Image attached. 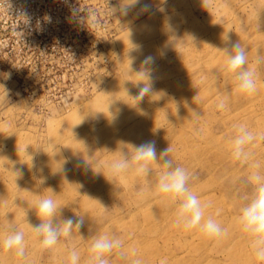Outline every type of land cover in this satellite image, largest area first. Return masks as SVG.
<instances>
[{"label": "rangeland", "instance_id": "374dc122", "mask_svg": "<svg viewBox=\"0 0 264 264\" xmlns=\"http://www.w3.org/2000/svg\"><path fill=\"white\" fill-rule=\"evenodd\" d=\"M145 2L152 11L137 5L122 16L111 11L120 0H0V238L9 223L26 238V255L0 249V264H67L73 247L84 264L92 238L103 233L136 248L144 264H256L235 218L253 191L245 183L250 164H264V140L250 146L248 163L231 159L230 140L233 124L264 133V59L257 64L264 0ZM70 5L95 15L81 24ZM235 42L256 70L254 94L236 93L223 71V49ZM149 55L154 92L137 102ZM148 140L158 154L171 147L174 164L192 175L190 189L211 203L206 217L225 235L175 226L173 208L153 195L158 162L147 178L129 173L108 181L95 173L107 177L118 149L131 152ZM51 191L61 218L84 216L85 223L70 240L42 250L29 224L39 223L36 202ZM109 259L129 264L116 253Z\"/></svg>", "mask_w": 264, "mask_h": 264}, {"label": "clouds", "instance_id": "9594fccd", "mask_svg": "<svg viewBox=\"0 0 264 264\" xmlns=\"http://www.w3.org/2000/svg\"><path fill=\"white\" fill-rule=\"evenodd\" d=\"M202 4L205 7L208 0H202ZM137 5H140L141 13L152 11L151 3H141V0H120L119 5L112 7L111 11L112 14L119 13L122 16H127ZM70 10L73 16H78V22L81 24H84L86 18L95 15L91 10L71 5ZM80 12H86V16H79ZM46 19L51 22L50 16ZM93 26H96L94 19ZM168 26L171 27L170 24ZM224 40L229 41V37L226 36ZM223 51L226 57L223 71L234 78V91L242 95L254 94L257 91V73L255 68L247 66V48L241 42H235L231 43L230 47L224 48ZM262 59L264 58L258 57L257 64ZM154 63L155 58L153 56L145 57L143 64L146 70L143 73L146 76V81H143V86L139 88L138 95L132 98L134 101L138 102L145 96L153 95V81L147 66ZM218 108H225V103L221 101ZM176 111H178L177 108ZM192 117L198 120L200 113L193 109ZM232 127L235 135L230 140L231 159L240 163L253 161L254 153L250 151V146L257 141L264 140V133L253 132L244 123L233 124ZM131 147V152L125 151L123 146L117 150L119 151V158L107 165V177L100 171L95 173L103 174L108 181L109 178L114 181L129 173L147 178L153 173L151 165L158 162L163 171L159 173L156 179L153 195L161 198L173 208L175 226L184 231L198 229L208 238H219L226 234L227 229L221 223L211 215L206 217V211L212 206L211 203L202 202L190 189L189 182L192 175L184 167L174 164L169 155L172 152L170 146L160 151L159 154L154 140H148ZM26 148L24 149L25 152ZM84 163L89 165L86 161ZM250 167L252 171L245 178V183L251 186L253 191L250 197L246 198L247 202L240 207L235 218V224L238 230L247 236L256 264H264V164L255 160L250 164ZM16 174L19 175L20 173ZM54 196L53 192L52 195L39 196L35 205V215L39 223L29 224L32 233L31 238L38 243L42 250L54 249L60 243L61 238L70 240L73 230L79 232L85 223L84 216L76 215L61 218L63 207L58 204ZM216 215H219L218 211ZM0 249L12 252L17 257H24L26 255L25 233L18 230L14 224L9 223L7 234L0 238ZM87 251L88 255L84 264H110L109 258L113 253H116L121 260L129 261V264H144V260L136 248L126 249L124 240L108 233L93 237ZM67 264H81V254L75 247L70 250ZM160 264H167L166 259H161Z\"/></svg>", "mask_w": 264, "mask_h": 264}, {"label": "bare ground", "instance_id": "6f19581e", "mask_svg": "<svg viewBox=\"0 0 264 264\" xmlns=\"http://www.w3.org/2000/svg\"><path fill=\"white\" fill-rule=\"evenodd\" d=\"M76 120V122L78 121V119H75ZM74 124V123H73ZM243 186V185H242ZM248 187V186H247Z\"/></svg>", "mask_w": 264, "mask_h": 264}]
</instances>
